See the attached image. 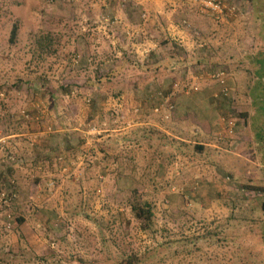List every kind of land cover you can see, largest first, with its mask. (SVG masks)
<instances>
[{"label":"rangeland","instance_id":"374dc122","mask_svg":"<svg viewBox=\"0 0 264 264\" xmlns=\"http://www.w3.org/2000/svg\"><path fill=\"white\" fill-rule=\"evenodd\" d=\"M199 1L181 0L175 7L142 0H0V264H120L132 256L140 264H264V195L250 201L241 190L260 183L262 166L251 129L256 124L252 107H260L255 91L261 97L264 83L254 79L250 84L245 71L264 47L254 20L256 0H219L234 9L220 20L204 13ZM165 5L164 20L154 18ZM193 11L198 25L186 22ZM156 20L161 33H149ZM163 21L176 33L163 53L175 52V62L190 64L170 85L182 98L179 104L171 101L174 111L180 104L187 107L184 98L196 95L214 125L207 127L213 146L205 153L207 162L188 166L178 159L158 171L155 164L135 168L124 144L120 149L101 146L125 138L133 121L144 118L145 100L136 98V91L146 86L130 81L136 73L128 82L100 85L96 96L86 93L90 87L81 82L106 75L110 62H146L155 45L168 40ZM14 26L18 37L12 45ZM222 72L226 92L215 77ZM65 79L69 87H61ZM189 87L193 92L187 94ZM111 89L116 93L109 96ZM132 89L135 95L128 98L126 90ZM166 92L152 96V111L162 96L168 98ZM136 108L140 112H133ZM247 110L246 127L240 115ZM33 116L55 148L60 171L35 182L36 175L29 177L22 167L21 175L11 179L6 165L30 159L29 151L38 146L28 139ZM229 120L235 123L232 134ZM69 128L78 131L68 133ZM69 135L72 150L65 144ZM21 139L25 150L14 153L9 146ZM82 142L88 145L80 149ZM142 148L140 143L134 154L147 161ZM92 162L98 166L88 168ZM218 184L223 189L218 188L216 200L212 187ZM145 202L154 213L148 231L132 211L134 204ZM234 219L245 223L233 224Z\"/></svg>","mask_w":264,"mask_h":264},{"label":"crops","instance_id":"0c3cea01","mask_svg":"<svg viewBox=\"0 0 264 264\" xmlns=\"http://www.w3.org/2000/svg\"><path fill=\"white\" fill-rule=\"evenodd\" d=\"M165 1L171 4L173 3L172 5L168 4V6L178 7L181 4L180 2L181 0H175V1L171 0V2L170 0H142L143 3L149 4V5L150 4L154 5L153 2L159 3V2H165ZM198 3L199 2H197V5ZM168 6L165 5L163 10L158 11V14L154 15V18L158 20H161L162 18L164 20V17L166 15L165 10L169 8ZM131 13L133 12H130V14H128V19L130 22H132L131 19H133V16H135L134 14H131ZM174 13H176V11ZM130 15L132 16V18ZM177 15L179 14H175V16ZM170 23L171 22L168 21V24ZM166 24L167 23L163 21V25H164L163 29L166 28L164 37L168 39L165 41L168 43L169 42L172 43V41L176 39L173 36L176 33L173 32L172 30L174 29L173 26H166ZM148 27H149L148 28L149 33H153V32H155L156 34L161 33V30H162L161 24L157 20L155 24H153V26H148ZM178 35L179 37H181L180 33H178ZM157 40L158 39H155V41ZM165 41H164V44L162 42H159L158 44L155 45L152 51H150L149 54L147 55V57L148 56L149 57L147 58L146 62H110V65H109L110 71L106 73V75L102 74V75H97V76L96 75L88 76L83 80V82H81L83 86L90 87L89 89L85 90L86 93L89 92L92 95L96 96V93L101 91L100 85L102 84L105 85L106 83H110V82L111 83L109 85H111L112 81H114L115 79H119L120 82H123L125 80L126 82H128L129 81L128 78H130L129 76L130 73L135 72L136 75L131 76L133 77V80L130 79V81L131 82L138 81L143 86H146V88L143 91H139V90L136 91V98L141 97V100H145V112L146 113L144 112L145 114L144 118L141 121H139L138 124L135 123V121H133V125L129 127V129L131 130L124 135L125 138L116 139V141H118V143L121 144V146L124 144L126 148H130L132 152V156L129 158L132 159L131 164L135 166V168H138V166H141V167L146 166V164L149 166H151L152 164H155L160 167V166H163L165 162L172 163L174 162V160H178V159L186 161V158L188 161L187 164L188 166H190V165H193L199 162V160H201L198 157L194 156L192 153H191L192 157L191 155L190 156L185 155L183 151H186V149L177 150V151L174 150L176 159L166 160L167 156H169L171 151H173L169 147V145H167L169 139L179 140L182 142H186L188 144L192 143L193 141H199L200 143L198 144L205 146L206 149L208 150H209V147H213L210 145V142H209L210 139L212 138V135L210 134V130L207 127L209 124L214 125V122L211 120H208L207 116H205L204 111L202 112L203 109L202 107H199V104H198V101L200 99H198V97H195L196 95L193 98L183 97L185 101H188V104L185 105L187 107H183L181 104L179 107L177 106V110L172 114V118L170 121H166L163 119V116L168 114L167 107H164L160 114H155L152 111V102H151L152 96L157 94V92L159 91H163V90L168 91L166 92V95L171 99V101L173 103L179 104L177 102H180V100H182L181 95L178 94L179 90L173 91L170 85L177 81V78L179 77L177 75L178 71H180L181 69H187L188 65H190L188 64V62H175V60H173L172 62H162L164 55H165L163 53V49H165L164 46L166 45ZM85 45H88L87 41H85ZM158 60L159 62H157ZM186 71L187 70H185V72ZM103 77H109V79L103 78ZM113 93H116V92H114L113 89H111V91L107 94H109L110 96V94H113ZM126 95H128V98H132V96L135 95V93L133 89L132 91L126 90ZM88 112L89 110L88 111L84 110L85 115H87ZM197 115H202L203 116L202 119L197 118L196 117ZM43 118L44 116H42V119ZM36 121L39 122L38 117L33 116L30 122H28V123L34 122V124H32L31 128L29 129V133H31V135L28 136L29 137L28 139L29 141L31 140L33 141L35 139L36 142L38 143L37 144L38 146H34L35 147L34 150L32 149L29 151L33 156L30 159L23 158V160H21L20 162L18 163L15 162L11 164L12 165L11 169H9L11 170V173H12L11 175L15 177L16 174L18 175V173H19V176L21 175L23 171L22 167L27 168L28 176L30 175L29 177L33 178V176L36 175L35 182H37L38 180H42V179L47 180V176L50 177V174H54L57 171H60V165L58 164L57 160L53 158V156L55 155V148L50 144L51 140L50 142L47 140L48 137L44 138L45 129L40 128V124L36 123ZM61 126L64 127L62 123H61ZM79 130H81L79 131L81 133L84 132V128L83 129L79 128ZM66 131L67 132L68 131L77 132L78 129L69 128ZM78 135H81V134H78ZM65 138L69 139L67 143L65 142V144L67 146H70V149L72 150L71 143L74 140L73 139L74 137L72 138V141L70 139V135L66 136ZM140 143L143 147L141 154L145 158H147V161L137 160L136 158L137 155L134 154L135 151L138 152L137 149H138V146H140ZM26 144L27 143L22 139L20 141L14 140L9 147L11 148V150L13 149L14 153L16 152L20 153V151H22L21 150L22 148H24L25 150ZM86 145L88 144L86 143L85 146ZM79 146H80L79 147L80 149L85 148L83 142L80 143ZM114 148H118V147L115 146ZM120 148L121 147H119V149ZM57 153L58 152L56 150V154ZM60 159L62 158L59 156V161H62ZM67 159H68V156H67ZM32 164L35 166V168L33 169H31ZM144 170H146L145 167H144ZM161 170H162V167H160V170L158 171H161ZM218 188L220 191L223 189L219 186V184L218 186L215 185L212 187L213 193L216 196V200H218L217 197H219V194H216L217 191H219ZM222 194L223 192H221V196H223ZM227 195H229V193ZM214 205L215 204H213L212 207H214Z\"/></svg>","mask_w":264,"mask_h":264},{"label":"trees","instance_id":"16d2710c","mask_svg":"<svg viewBox=\"0 0 264 264\" xmlns=\"http://www.w3.org/2000/svg\"><path fill=\"white\" fill-rule=\"evenodd\" d=\"M254 5L256 8V12L254 14V16H255L254 20L258 24V27L261 28V30H262V31L258 32V38L264 44V0H256ZM194 14H195V11H193L192 14L188 15L187 22L188 23L191 22V23H194V25H198V21L195 20L196 18L194 17ZM133 18H134V16H133ZM17 37H18V27L14 26L13 30L11 32V36H10V43L12 45H14L16 43ZM165 44L168 45V42H166ZM167 51H168V49H167ZM124 54L126 55V50L124 51ZM177 59H179L177 57V54L175 52L170 51L168 53V55L167 54L164 55L162 62H167V61L172 62L173 60H177ZM129 61L130 60H128V59L123 60V62H129ZM157 62H159V60ZM240 63L242 66L247 67V66H245V62H240ZM249 64H250V68L247 67L248 69L245 71H246L247 78H248L250 84H251L252 80H254V79H256V81L259 80L261 83H264V47L261 50V52H259V54L253 59V62H249ZM223 65L226 69L227 68L226 64H223ZM64 82H67V80L66 79L63 80V85L61 87H69V86H65L66 84L64 85ZM69 84H70V87L73 85V83H69ZM256 86H258L257 82H256ZM73 89H74V87H73ZM253 91H255V90H253ZM72 92L73 91H71L69 93H64V94L59 93L58 95L56 93V95L54 94L52 96V98H53V100H56L58 96H60V95H62V96L71 95ZM249 95L251 96V92ZM255 95H257L256 98H259L258 101L260 102V107H258V106L252 107V109L254 108L253 109L254 110L253 118H255L256 124L253 123L251 131H253V133H254L256 142L259 143L258 145H259V151L261 153L262 168L258 169L260 172V176H259L260 183L259 184H252L253 186L246 185V186H244V188L241 189L244 192L245 197H247L248 200H250V201L253 199L255 200L258 197H261L264 195V156L262 155V151H264V93H261V97H260L258 94V91H255ZM250 96H249V99H250V102L252 105L253 100ZM254 103H257V102L254 100ZM248 113H250L249 110H247L246 113L240 115V117L243 118L244 125L246 127L248 124L247 123ZM167 139H169V138H167ZM107 143L113 144L114 147L115 146L118 148L121 147V144H119L118 141H116V140L115 141H113V140L112 141H110V140L105 141V142H103V144H101V146H105ZM167 145H169V147L173 151H171L170 155L167 156L166 160H170V159H174V158L176 159V156L174 154V150L177 151V150L186 149V151H183V153L185 155L190 156L192 153L194 156L201 159V160H199V162L195 163L196 165L193 164L194 166H197L200 162L205 160V158H207V156L209 155V153H208L205 157V153L207 151L208 152L210 151V149L208 150V149H206L205 146L200 145L198 143L188 144L186 142H182L179 140H170L169 139ZM189 151H190V153H189ZM102 152H105V150H102ZM191 157H192V155H191ZM116 160L119 161V158L117 157ZM205 162H207V160H205ZM183 163H188V161L187 162L183 161ZM94 165L98 166V164H95V163L93 164V162L89 163V164L87 163L88 168L95 167ZM6 166H7L6 167L7 168L6 173L12 179V175H11L12 173H11V170H9V169H11L12 165H9V166L6 165ZM2 174L4 175V173H2ZM6 178H3V179H6ZM6 180H10V179L8 178ZM98 180L101 181L99 176H98ZM132 211L134 212L136 219L141 223L140 225L142 226L143 231H148V230L153 229V227H154L153 226L154 225L153 224L154 213H153V207L149 202H145L143 204H139V203L134 204V206L132 207ZM263 212H264V204L262 206V213ZM231 221H233V224L245 223V222H242V221H239L236 219L231 220ZM259 221H261L260 218H259ZM245 230H247L251 233V232H253V227L246 226ZM261 240H262V243L264 244V232L261 236ZM140 263H141L140 259L136 256H132V257L128 258L127 260H122V262H120V264H140Z\"/></svg>","mask_w":264,"mask_h":264},{"label":"built area","instance_id":"2783aa9c","mask_svg":"<svg viewBox=\"0 0 264 264\" xmlns=\"http://www.w3.org/2000/svg\"><path fill=\"white\" fill-rule=\"evenodd\" d=\"M200 7L203 10L204 13L211 15L213 17H215L217 20H220L222 18H225L226 16H228L229 14H234L232 8L228 7L227 5L225 6L224 3H222L219 0H200L199 1ZM187 22V21H186ZM186 22L184 21V23L186 24ZM225 74L219 73L217 74L215 77L219 78L220 80V85L222 87H224L223 92L227 91V87H226V81L224 79ZM191 91L193 92L192 88H187L186 93L190 94ZM163 98V102L156 106V108L153 110V113L155 114H160L163 110L164 107L168 108V114H166L165 116H163L164 120H168L172 118V114L175 112V106L172 104L171 99L168 98H164V96H162ZM133 112L138 113L140 112L139 108H136ZM228 125V129H229V133L232 134L234 129H235V123L232 121H226L225 122ZM95 131L97 132V130L95 129Z\"/></svg>","mask_w":264,"mask_h":264}]
</instances>
